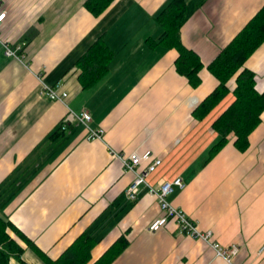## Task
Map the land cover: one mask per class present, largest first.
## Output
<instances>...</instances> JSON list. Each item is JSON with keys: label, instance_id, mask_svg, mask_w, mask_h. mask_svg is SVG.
Here are the masks:
<instances>
[{"label": "crops", "instance_id": "crops-1", "mask_svg": "<svg viewBox=\"0 0 264 264\" xmlns=\"http://www.w3.org/2000/svg\"><path fill=\"white\" fill-rule=\"evenodd\" d=\"M0 1V218L30 241L18 240L23 262L46 264L86 234L95 240L88 264L119 236L127 244L109 264H264V109L244 151L228 135L211 156L218 137L211 123L233 95L201 119L191 113L217 84L206 65L264 0H185L191 11L179 38L203 65L195 87L175 72V50L156 43L162 27L155 17L170 0H114L98 17L85 0ZM99 37L112 56L82 88L75 62ZM4 45H20V57L6 56ZM244 67L263 92L264 40ZM39 80L59 83L65 102L41 96ZM81 109L91 128L102 129L100 140H86L75 122L50 138L69 110ZM144 149L160 159L145 181L180 177L184 187L167 200L216 242L238 244L231 262L178 234L172 220L147 229L161 214L156 200L144 185L134 201L125 198L133 174L110 152Z\"/></svg>", "mask_w": 264, "mask_h": 264}, {"label": "trees", "instance_id": "trees-1", "mask_svg": "<svg viewBox=\"0 0 264 264\" xmlns=\"http://www.w3.org/2000/svg\"><path fill=\"white\" fill-rule=\"evenodd\" d=\"M113 1L85 0L83 7L94 17H98ZM190 11L191 8L185 0H170L155 17L162 27L156 43L175 50L173 62L175 72L184 76L191 87H195L200 81L199 71L203 65L198 54L184 46L179 38V29ZM263 40L264 3L206 65V69L216 79L217 84L193 108L192 116L196 119L203 118L228 92L233 95L231 102L211 123L218 137L209 147V156L226 143L228 135H232L234 147L238 151H244L248 146V135L260 121L259 116L264 109V91L255 90L253 73L244 67V62ZM111 56V51L99 37L77 59L75 67L79 70L78 80L82 88L90 86L106 72ZM229 82L231 86L228 85ZM62 132L63 130L57 127L50 138L59 136ZM10 232L14 235L12 236ZM18 240L26 245L31 244L9 220L1 217L0 264H7L9 258L26 264L20 258L23 247ZM94 243L95 240L89 235H79L57 258L45 257L44 261L46 264H88ZM126 244L125 237L119 236L89 264H109Z\"/></svg>", "mask_w": 264, "mask_h": 264}, {"label": "built area", "instance_id": "built-area-1", "mask_svg": "<svg viewBox=\"0 0 264 264\" xmlns=\"http://www.w3.org/2000/svg\"><path fill=\"white\" fill-rule=\"evenodd\" d=\"M5 17V10L3 3L0 1V24ZM20 45L11 48L4 45V54L10 57H20ZM39 94L51 101H59L64 103L67 99V92L62 89L59 83L49 85L39 80ZM90 115L84 109L77 112L69 110L64 116L60 124V129H66L69 122L81 124L85 129L86 140H100L102 137V129H93L89 126ZM111 155L116 157L123 170L129 171L133 174L131 180L124 188L123 193L127 200L134 201L136 199L138 189L141 185L147 188L148 194L152 195L158 208L161 212L160 216L151 220L147 229L151 232L157 231L162 228L168 220H172L176 226V231L180 235L190 237L192 239L204 242L214 253L215 256L222 258L226 262H231L233 257L237 254L239 246L236 243L222 245L211 237L210 230H200L197 228L196 222L185 215V213L169 203L167 196L173 191L174 188L182 189L184 183L181 178L176 176L170 180H160L156 186H151L145 181V175L152 172L160 163V159L152 154L148 149L141 151L133 150L124 155L119 152L111 150Z\"/></svg>", "mask_w": 264, "mask_h": 264}, {"label": "rangeland", "instance_id": "rangeland-1", "mask_svg": "<svg viewBox=\"0 0 264 264\" xmlns=\"http://www.w3.org/2000/svg\"><path fill=\"white\" fill-rule=\"evenodd\" d=\"M39 85H40V82H39ZM51 101V100H50Z\"/></svg>", "mask_w": 264, "mask_h": 264}]
</instances>
